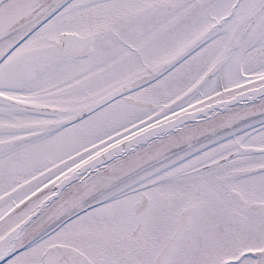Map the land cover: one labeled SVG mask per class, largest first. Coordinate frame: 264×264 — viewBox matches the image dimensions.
Returning <instances> with one entry per match:
<instances>
[{"label":"snow or ice","instance_id":"snow-or-ice-1","mask_svg":"<svg viewBox=\"0 0 264 264\" xmlns=\"http://www.w3.org/2000/svg\"><path fill=\"white\" fill-rule=\"evenodd\" d=\"M0 264H264V0H0Z\"/></svg>","mask_w":264,"mask_h":264}]
</instances>
